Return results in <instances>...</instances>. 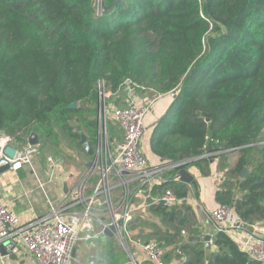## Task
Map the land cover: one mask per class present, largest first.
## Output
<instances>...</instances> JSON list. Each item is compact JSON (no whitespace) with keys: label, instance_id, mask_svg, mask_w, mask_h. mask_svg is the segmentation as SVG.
Here are the masks:
<instances>
[{"label":"trees","instance_id":"1","mask_svg":"<svg viewBox=\"0 0 264 264\" xmlns=\"http://www.w3.org/2000/svg\"><path fill=\"white\" fill-rule=\"evenodd\" d=\"M99 81L109 103L125 81L136 92L175 93L148 139L162 160L197 165L206 152L228 154L237 158L230 169L236 172L259 153L238 184L241 195L222 190L216 200L228 196L243 221L264 217V147L257 146L264 129V0H0V132L12 144L27 143L32 132L57 143L58 132L79 136L69 119L86 120ZM85 123L93 135L96 122ZM162 215L175 220L172 210ZM213 242L209 264H256L226 234ZM194 255L204 258L201 249Z\"/></svg>","mask_w":264,"mask_h":264},{"label":"built area","instance_id":"2","mask_svg":"<svg viewBox=\"0 0 264 264\" xmlns=\"http://www.w3.org/2000/svg\"><path fill=\"white\" fill-rule=\"evenodd\" d=\"M124 86L134 91L135 86H131L129 81H125ZM97 89L99 96L102 90L105 102L109 92L106 93L103 81L97 82ZM169 95L173 97L175 93ZM152 100L153 97L142 102L133 100L122 107H113L109 122L107 109L103 106L102 119L98 120L91 146L92 155L87 161L89 165L62 196L60 208H52L45 216L22 223L13 210L0 202V244L7 253L17 254L23 249L35 264H70L73 247L81 232L85 238H91L103 232L105 227L113 226V235L126 242L128 223L133 213L146 205L144 200L147 196L152 200L149 204L154 206L173 207L180 203L181 200L167 185L162 186L157 197V186L163 184L165 170L179 169L185 162L148 163L139 150V142L145 134L144 118ZM107 123L114 126V131ZM0 144V167L8 166L12 172L29 165L39 154L38 144L30 146L27 143L22 151L13 148L14 155L8 156L5 149L13 147V144L5 134H0ZM211 154L216 153L206 152L200 158ZM44 162L49 181L53 182L56 164L50 157H46ZM209 217L216 230L226 234L248 259L264 264V238H239L228 234L238 228L235 225L240 222L231 207L217 204L210 209ZM95 225L100 227L98 232L94 230ZM209 244L212 245V240ZM140 246L145 256L156 264H163L164 252L160 244L152 240ZM132 263L135 264L134 260Z\"/></svg>","mask_w":264,"mask_h":264},{"label":"crops","instance_id":"3","mask_svg":"<svg viewBox=\"0 0 264 264\" xmlns=\"http://www.w3.org/2000/svg\"><path fill=\"white\" fill-rule=\"evenodd\" d=\"M135 92L136 91L128 90V88L124 86L121 92L119 91L115 95V102H110L109 104L112 106L118 102L122 103L123 105H127L133 100L137 102L139 99L136 98ZM141 92H147L149 93L148 96L151 95V97H153V102L150 104V106L156 100L162 98L166 99L165 102H160L159 106L157 107L156 116L152 117L144 124L145 132L148 130L150 133L154 122H156L167 111L172 101V97L169 94H152L150 90ZM111 125L112 124H110V127ZM113 128L114 126L111 127V130L114 131ZM263 132L264 129L262 130L261 134ZM258 143L264 144V141L262 140ZM12 146V148L17 151L23 150L17 143L13 144ZM232 159L237 158L236 156L228 158V154L226 156H220L217 153L201 158L199 161H197L198 164H200V161L202 163L208 164L206 168L207 172H204L203 175L201 170H198L197 166L193 165L194 159L183 161L185 163L182 166L185 165V168L181 170L187 172L192 176L193 179L192 182L188 183L180 180L178 176V171L180 170H178L177 173L173 172L174 169L165 170V172L162 174V178L164 182H168L167 186L173 190L184 192L185 194L183 197H179L181 200L180 203L173 207H166L161 204L154 206L146 202V198L145 200L143 199L146 202V205L138 208L133 213L132 218L128 223V238L126 239V242L120 241L123 244H120V246L128 257V261L124 264H133L132 260H134L135 264H156L153 260L145 256L142 247L140 246L141 243L152 240L156 241L163 248V264H209L210 254L217 249L213 239L218 233L209 217V211L211 208L217 205L216 192L222 191L224 189L223 182L226 180V169H223L224 171L221 173V171L216 168V166L219 167L218 162H221V160H224L225 163L227 161H231ZM165 162L167 161L156 156L155 162L152 161L153 164H163ZM32 164L30 163L16 172L9 170H6L9 171L8 174L6 171L0 172V202L4 203L8 208L13 210L19 216L22 223H28L39 217L45 216L52 210V208H60L62 201L61 199L63 198L62 196H65L62 182H57V184L50 182L46 169L42 168L39 163ZM187 164H189V168H186ZM84 166H86V163ZM212 170H216L214 173L215 175H211ZM4 173L6 174L4 175ZM74 175L75 174H72V177L67 179L69 184L71 179H74ZM68 176L69 175H67L66 178H68ZM205 176L207 178H205ZM230 183L231 182L227 184L230 185ZM158 186L157 197L160 195L162 190V186ZM68 190L69 188L67 191ZM174 209H176V211ZM166 210H172L177 216L180 214V219H184L185 216L187 219L190 216V218H192L189 221L191 224L188 222L190 227L187 229L181 228L176 234H173L167 228L161 233V239H155L154 232L146 230L143 227L138 226L133 229L131 228L133 217H139L138 219L142 220V222H146L150 220L147 218L149 212L153 211L162 214V211ZM189 213L190 215H188ZM236 215L238 216L240 222L245 223L252 229V233H249L244 229L234 228L228 232L229 235H234L239 238L248 236H251L255 239L264 238V217L258 218L256 215L251 218L252 220L243 221L237 213ZM163 221L172 224L174 223L179 226H181L184 222L183 220L182 224L179 223V219L178 221L174 220L171 222L166 221L165 219ZM94 227L95 232H98L100 227L96 225ZM205 234H209L211 236L210 240H212V245H210V250L205 249V245L202 240ZM196 237L200 238V240L196 241L194 239ZM190 238L193 239L189 240ZM116 239L118 238L114 235L107 236L103 232L98 233L95 237L85 238L81 232L73 247L70 264H115L113 259L115 256V248L113 243ZM200 249L203 251L204 258L194 255L196 250ZM119 250L122 251L120 248ZM0 264L35 263L31 260L27 252L21 249L17 254L6 252L5 256H0Z\"/></svg>","mask_w":264,"mask_h":264},{"label":"rangeland","instance_id":"4","mask_svg":"<svg viewBox=\"0 0 264 264\" xmlns=\"http://www.w3.org/2000/svg\"><path fill=\"white\" fill-rule=\"evenodd\" d=\"M98 0H95V5L97 3ZM96 90H97V99L95 104H93V107H91L92 109L89 112H84L83 116L86 118V120H94L96 122L95 125V130L94 133L92 135V133H90L89 128L85 126V122L86 120H83L82 115L78 116L77 114H73L70 119H69V125L70 127H72V130H74L77 133H82L86 136V139L88 140V142L90 143V145L92 146L94 143V135H95V131L97 128V123L99 118L102 119V108L103 106L106 107L107 109V121L109 122V117H110V110L113 107H122L124 106L122 103H116L115 105H110L108 102V99L105 100V102L102 99V90L101 91V95L99 96V91L97 89L96 86ZM106 91V89H105ZM106 93H108L106 91ZM136 98L139 99V101H146L148 100L150 96L149 93L147 92H136L135 93ZM153 94V93H152ZM137 100V102H139ZM166 99L162 98L159 100H156L149 108L145 118H144V124L151 119L152 117H155L157 114V107L159 106L160 102H165ZM153 102V101H152ZM151 104V103H150ZM76 106V105H75ZM91 112V113H90ZM109 124L110 127V123H107V125ZM111 127H113V125H111ZM0 134H4L3 132H0ZM150 133L147 130L144 134V136L142 137V139L139 142V150L141 152V154L143 155V157L146 159V161L148 163H152V161L155 162V156L152 154L149 145H148V139H149ZM58 141L59 143L53 141L51 138L45 139V138H40L37 136L38 139V149H39V154H36L32 160H31V164L33 163H39L40 166L44 169H46L47 171V167L45 165V158L46 157H50L52 159V161L54 162V164H56V179L53 181L54 183L57 184V182H62V184L66 185V189L70 188L73 184V182H75L76 180H78L82 174V172L84 171L85 168V163L89 160L88 155L86 154V152L84 151L83 147L79 145V136H77L76 138H71L69 136H67L65 133H60L58 132L57 135ZM264 141V132L262 134L259 135V140L260 141ZM257 142V146L259 148V146H262L261 148L264 147V144H260ZM28 143V140H27ZM26 142H19L17 143L19 146H21V149H24L27 146ZM251 156L253 158V161L250 162L249 164H244L242 168H246L247 172L244 174L246 175L249 172H252L254 170V167L258 164V162L261 160V156L259 155V153H257L256 151L251 152ZM234 157V156H231ZM226 158V157H224ZM229 158V156H228ZM223 159V157H222ZM237 159H232L231 161H227L224 163V160H221V162L219 163V167L216 166V168H218L221 173L225 170V176H226V180L223 182V191L227 192L228 194H231L232 192L234 193V195H236L237 197H239L241 195V192L237 191L238 190V184L239 182L242 180V178L244 177H240L239 174L241 172V170L239 171H230V169L234 168L235 163ZM200 164H197V168L198 170H201L202 175L204 174V172L206 173L207 171V163H202L201 161L199 162ZM217 163V164H218ZM32 164V165H33ZM193 165H195V163H193ZM186 168H189V164H187ZM224 169V170H223ZM216 172V170H212L211 171V175H215L214 173ZM6 173L8 174L9 171H6ZM4 173V175L6 174ZM48 173V172H47ZM72 174L74 175V179H71L70 184L68 183V180L70 177H72ZM68 176V178H66V176ZM3 176V175H2ZM205 178H207L205 176ZM230 183L227 184V183ZM174 192H176V190H173ZM185 194V193H184ZM223 199L221 201L216 202V204H226L227 203V198L228 196L223 195L222 196ZM176 211V209H174ZM178 212V211H177ZM190 215V213L188 214ZM149 216V217H148ZM181 215L179 214L178 216L175 215V220L179 222H183V224L181 226L177 225V224H172L169 222H164V218H166V216H163L162 214L158 213V212H149V214L147 215V218H149V221L146 222H142V220L138 219L139 217H133L132 219V223H131V228H135V227H143L146 230L152 231L154 232V238L155 239H161L162 235L161 233L164 232L165 229H169L173 234H176L181 228L182 229H187L190 227L191 222L190 216L186 219V216L184 219H180ZM190 224H189V223ZM121 245H123L119 239L114 240L113 246L115 248V256L113 257L115 264H124L125 262L128 261V257L126 256V254L124 253V251L121 248ZM119 248L122 250L120 251Z\"/></svg>","mask_w":264,"mask_h":264},{"label":"water","instance_id":"5","mask_svg":"<svg viewBox=\"0 0 264 264\" xmlns=\"http://www.w3.org/2000/svg\"><path fill=\"white\" fill-rule=\"evenodd\" d=\"M112 7H113V5L106 6V7H102L100 9V13L101 14L109 13L112 10ZM75 105H76V103L73 102V103H71L69 105V107L70 108H74ZM78 143H79L80 146L83 147V149L86 152V154L88 155V157H90L92 155V147H91L90 143L88 142V140L86 139V136L84 134H82V133L79 134V142ZM28 144L30 146H34V145H37L38 144L37 135L35 133L32 132L29 135V137H28ZM261 147L262 146H259V149H261ZM14 152H15V150L12 147H10V146L5 149V153L8 156H10V157H12L14 155ZM88 165H89V163L87 162L86 163V166H88ZM6 170H8V166L0 167V172L6 171ZM246 172H247L246 168H242L239 176L240 177H243V175ZM178 176H179L180 180L183 181V182H187L188 183V182H192V180H193L192 179V176L189 175L187 172H185L183 170L178 171ZM66 191H67L66 185L63 184V192L65 194L67 193ZM145 196H147V192H145ZM151 201H152L151 198H149L147 196L146 197V202L151 203ZM102 220H103V218H101V221ZM119 224H120V222H117V225H119ZM235 226H237L240 229H244V230H246L249 233H252V229L249 226H247L245 223H243V222H238V223H236ZM114 232H115V228L113 226H108V227H105L103 229V233L106 234L107 236H113ZM210 238H211V236L209 234H205L203 236V238H202L206 250H210V244H209ZM192 239L193 238H190L189 240H192ZM194 239L196 241H199L200 240V238H198V237H196ZM5 255H6V251H5L4 247H3V245L0 244V256H5Z\"/></svg>","mask_w":264,"mask_h":264},{"label":"clouds","instance_id":"6","mask_svg":"<svg viewBox=\"0 0 264 264\" xmlns=\"http://www.w3.org/2000/svg\"><path fill=\"white\" fill-rule=\"evenodd\" d=\"M0 146H2V144H0Z\"/></svg>","mask_w":264,"mask_h":264}]
</instances>
